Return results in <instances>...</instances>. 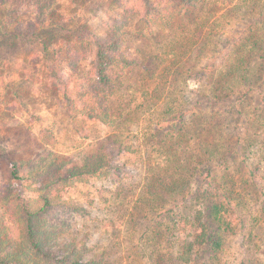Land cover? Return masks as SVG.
<instances>
[{"label":"rangeland","instance_id":"1","mask_svg":"<svg viewBox=\"0 0 264 264\" xmlns=\"http://www.w3.org/2000/svg\"><path fill=\"white\" fill-rule=\"evenodd\" d=\"M141 1L58 0L63 17L69 19L68 27L87 28L99 37L106 36L112 18H121L123 9L133 6L137 14L123 28L125 56L144 62L151 71L164 62L174 61V75L169 77L173 81V94L184 95L187 107L195 112L194 117L198 116L192 124L201 128L209 124L215 128L226 122L227 138L235 143L240 132L234 129L238 118L235 111L227 104L204 103L206 76L193 74L205 65L221 62L237 33L245 32L250 21L264 17V5L245 13L241 7L232 10L238 0H196L170 26L148 30L138 18ZM30 4L29 0H14L0 7V226L19 238L21 223L17 212H9L2 195L35 198L34 188L38 186L33 179L12 182L8 175L10 160L17 164L19 172L28 173L51 161L81 166L86 155L98 152L105 156L107 174L77 182L61 193L60 197L76 209L65 206L50 219L59 238L74 243L86 260L99 264H179L176 257L183 241L173 236L171 214L163 212L173 209V205L184 207L189 202L165 196L161 200L164 206L159 209L149 205L145 186L158 173L157 164L172 157L188 160L196 168L205 166L206 162L198 156V144L205 140V132L200 128L196 134L187 132L178 145L176 141H168L169 145L179 146L174 152L170 148L158 149V142L165 138L164 131L157 139L150 137L152 123L146 119L147 109L129 112L139 108L140 90L145 85H154L138 66L130 70L111 99L112 107L122 109L123 116L126 114L122 137L132 138L131 154L118 152L111 128L96 121L71 119L62 99L49 88L46 79L50 66L58 64L63 70L65 57L55 61L41 51L40 41L47 43L50 36L44 34L40 40L15 37L10 33L12 26H7L11 16L17 21L32 19ZM232 16L234 19L227 24ZM218 26H223V34L216 31ZM207 32L217 35L206 39L203 36ZM181 42L192 45L187 55L182 59L178 55V59H173L171 54L165 57L172 48H179ZM209 51L213 52L212 57H207ZM190 68L193 71H187ZM80 69V76L88 74L86 64ZM250 103L253 109L258 107L255 99ZM47 131H52V135ZM242 158L236 156L227 162L222 159L210 163L215 171L219 167L228 168L237 176H247L250 171V175L257 177V184L251 186L246 205L231 210L228 219L234 229L225 236L222 250L216 254L203 252L194 264H264V163L251 158L240 164ZM200 179L204 180V176L192 179L188 193L204 188V183H198Z\"/></svg>","mask_w":264,"mask_h":264},{"label":"trees","instance_id":"2","mask_svg":"<svg viewBox=\"0 0 264 264\" xmlns=\"http://www.w3.org/2000/svg\"><path fill=\"white\" fill-rule=\"evenodd\" d=\"M13 1L0 0V7ZM29 1L33 18L17 21L11 16L7 26H12L10 33L15 37L40 40L44 34L50 36L47 43L40 41L41 51L55 61L60 56L65 57V70L58 64L50 66L46 79L49 88H53L62 99L64 109L71 119L96 121L111 128L118 152L131 154L134 151L132 142L129 143L132 138L129 135L122 137V130L125 128L121 126L126 125V114L123 116L122 109L113 108L111 99L121 89L130 70L138 66L145 70L154 85H145L140 90L142 102L138 109L129 112L147 109L146 119L152 123L149 127L150 137L157 139L160 132L164 131L165 138L158 142V149L170 148V152H174L179 147L175 146L183 141L187 132L196 134L198 128L205 132V140L198 144V156L206 162L205 166L196 168L190 161L174 157L160 162L157 164L158 173L145 186V193L149 197V205L159 209L164 206L161 200L165 196L180 199L182 203L189 202L184 207L173 205L175 210L163 212L171 214L173 236L183 241L176 257L179 264H194L203 252H220L225 236L234 229L228 216L231 210L236 211L246 205L251 186L257 184V177L250 175V171L247 176H237L229 172L228 168L219 167L215 171V166L210 163L222 159V162H227L236 156L243 157L240 164L251 158L264 163V17L250 21L245 32L243 30L237 33L230 48H224L228 50L221 62L205 65L193 74L206 76L204 103L227 104L235 111L238 118H235L237 126L234 129L240 132L236 142L232 143L227 138L226 122L215 128L209 124L202 128L199 124H192L197 122L198 116L194 117L195 112L187 107L184 95L173 94V81L169 77L174 75V61L164 62L161 67L151 71L144 62L138 63L125 56L122 51L123 28L137 14L133 6L123 9L121 18H112L106 36L99 37L87 28L68 27L69 19L63 17L58 0ZM195 2L196 0H142L138 18L148 30L168 27L176 17L188 12ZM263 5L264 0H238L232 10L241 7L248 13ZM233 19L232 16L227 24ZM216 31L223 34V26H218ZM216 35L207 32L203 37L209 39ZM182 43L179 48H172L165 57L171 54L173 59H178V56L182 59L187 55L192 45ZM212 53L209 51L207 57H212ZM84 64L88 66V74L80 76V67ZM187 71L191 72L193 69ZM252 99L258 105L255 109L250 103ZM47 134L52 135V131H47ZM172 140L177 145H169L168 141ZM107 168L105 156L98 152L86 155L81 166H74L68 161H51L28 173L19 172L17 164L10 160L8 175L12 182L24 183L33 179L38 186L34 188L35 198L2 195L9 212H17L21 231L19 238H15L10 230L0 226V264H99L94 260H86L74 243L59 238V232L49 221L57 210L71 206L60 197L65 189L77 182L104 176ZM199 175L204 176V180L198 181L200 184L204 183V188L188 193L192 179ZM71 209L76 208L71 206Z\"/></svg>","mask_w":264,"mask_h":264}]
</instances>
